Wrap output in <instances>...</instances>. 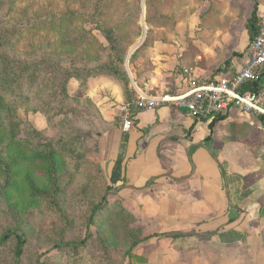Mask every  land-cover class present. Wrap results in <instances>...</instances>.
<instances>
[{
	"label": "rangeland",
	"instance_id": "1",
	"mask_svg": "<svg viewBox=\"0 0 264 264\" xmlns=\"http://www.w3.org/2000/svg\"><path fill=\"white\" fill-rule=\"evenodd\" d=\"M249 1L0 0V57L41 65L43 75L49 78L52 74L46 73L44 66L50 61L70 72L107 62L116 53L108 54L111 44L107 32L112 31L119 40L115 42L117 49H125V61L118 65L123 66L132 85L134 69L139 75H149L157 69L158 57L165 58L178 48H197L206 39L221 57L222 51L215 47L228 53L231 43L242 45L244 8ZM101 76L113 78L122 92L121 118L106 120L92 100H100L98 87L93 93L87 83L77 80V84L76 79L69 83L75 100L65 105L56 101L58 87L47 100L33 87L30 94L8 96L0 107V159H6L11 141L29 153L51 140L62 141L61 145L72 143L74 149L77 146L76 152H71L74 156L64 153L67 163L57 199L61 210L42 196L28 208L22 206L28 197L19 205L15 195L11 204L0 188V239L10 229L23 231L27 239L19 264H131L128 251L147 236L137 205L109 185L100 162L102 137L121 121L123 124L122 107L126 104L120 83L111 75ZM101 95L105 97L103 92ZM40 101L56 108L45 115L36 110ZM10 116L14 121L7 119ZM19 120L27 125H18ZM2 180L0 177V187ZM105 197L86 248H79L78 253L67 248L53 250L61 242L85 238L91 210ZM15 248L16 239L0 245V264H15Z\"/></svg>",
	"mask_w": 264,
	"mask_h": 264
},
{
	"label": "crops",
	"instance_id": "2",
	"mask_svg": "<svg viewBox=\"0 0 264 264\" xmlns=\"http://www.w3.org/2000/svg\"><path fill=\"white\" fill-rule=\"evenodd\" d=\"M255 7L257 0L245 4L242 45L231 43L228 53L215 47L221 57L206 39L178 48L158 57L149 75L134 69V91L175 94L193 81L237 75L248 59L246 25ZM87 85L93 93L98 87L101 102L92 100L106 120L121 118L124 101L113 78ZM101 154L109 185L131 197L147 234L131 264H264L263 117L237 109L211 120L169 106L135 110L130 129L121 121L104 134ZM173 233L186 236H165Z\"/></svg>",
	"mask_w": 264,
	"mask_h": 264
},
{
	"label": "trees",
	"instance_id": "3",
	"mask_svg": "<svg viewBox=\"0 0 264 264\" xmlns=\"http://www.w3.org/2000/svg\"><path fill=\"white\" fill-rule=\"evenodd\" d=\"M259 22L257 7H255L246 25L251 40L259 33ZM107 37L111 44L110 52L107 51L108 54L110 53V56L114 55V51H116L115 55L110 57L107 62H101L95 67L84 65L81 69L75 68L73 72H70L50 61L48 66H44L46 73L52 74L49 78L43 75L41 65L0 57V107L7 103L8 96L23 94V92L30 94L33 87L36 88L38 96L44 95V100L49 99L54 89L58 87L59 94L56 101L59 105H65L66 102L75 100L71 98L69 92V83L72 79L83 81L86 84L89 78L101 75L113 76L122 87L126 103H131L135 91L123 66L121 67L125 61V49L122 47H120L122 49H117L115 42H119V40L114 32L108 31ZM118 63L121 65H118ZM52 67L55 69L50 70ZM243 88L244 90L260 92L264 89V84L260 79L255 82H247ZM45 103L44 101H40L36 110L47 115L48 112L53 111L56 107ZM7 119L14 121V118L11 116ZM17 124L27 125V123L20 120L17 121ZM61 143L62 141L58 143L52 140L46 141V143L35 146L30 153L16 142L11 141L7 144L8 155L6 159H0V177H3V185L0 188L6 201L14 204L16 195L19 198L16 204L22 205L23 203L25 204L28 197L30 200L27 199V203L22 205L24 208H28L34 204L35 198L42 196L49 199L53 208L61 210L57 199L60 195V176L67 163L64 153H68L71 157L74 156L71 152L75 153L77 150V146L74 149L72 143L64 145H61ZM107 194H110V187L107 188ZM104 202H106V197L103 199V202L93 206L87 222L86 236L83 240L61 242L53 250L67 248L73 250L74 253H78L79 248H86L88 241L93 237L92 227L104 206ZM165 236L178 238L186 235L173 233ZM12 239H16L15 264H19L24 254L27 239L23 231L10 229L0 239V245ZM146 239L144 238L133 244L126 256L131 258L136 247ZM36 264L41 263L38 261Z\"/></svg>",
	"mask_w": 264,
	"mask_h": 264
},
{
	"label": "built area",
	"instance_id": "4",
	"mask_svg": "<svg viewBox=\"0 0 264 264\" xmlns=\"http://www.w3.org/2000/svg\"><path fill=\"white\" fill-rule=\"evenodd\" d=\"M259 33L252 40L245 66L232 78L219 81L191 82L189 89L180 93H146L136 89L131 103L122 107V130L133 126L134 110H151L163 106L186 110L198 120H211L232 109L264 117V89L260 92L244 90L251 81H264V0H257ZM133 109V110H132Z\"/></svg>",
	"mask_w": 264,
	"mask_h": 264
}]
</instances>
